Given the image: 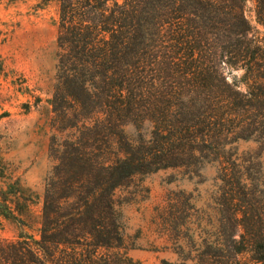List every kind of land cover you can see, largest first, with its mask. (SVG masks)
Here are the masks:
<instances>
[{
	"label": "trees",
	"instance_id": "obj_1",
	"mask_svg": "<svg viewBox=\"0 0 264 264\" xmlns=\"http://www.w3.org/2000/svg\"><path fill=\"white\" fill-rule=\"evenodd\" d=\"M57 1L48 103L57 129L70 133L52 144L38 238L4 240L0 264H119L107 253L122 246L114 191L204 152L220 159L228 223L208 264H264V188L221 161L229 137L259 133L264 147V44L247 0ZM254 4L264 31V0ZM29 203L18 182L0 186V218L24 225Z\"/></svg>",
	"mask_w": 264,
	"mask_h": 264
},
{
	"label": "rangeland",
	"instance_id": "obj_2",
	"mask_svg": "<svg viewBox=\"0 0 264 264\" xmlns=\"http://www.w3.org/2000/svg\"><path fill=\"white\" fill-rule=\"evenodd\" d=\"M245 14L264 44L254 0H247ZM58 21L57 0H0V186L6 190L18 182L30 199L24 225L0 218V246L21 233L38 238L46 179L55 165L52 144L70 133L57 129L48 103L57 79ZM223 75L231 80L241 72L223 70ZM126 132L137 137L132 126ZM147 132L145 125L141 133ZM261 136L229 137L234 143L223 149L221 161L232 174L243 173L264 188ZM201 156L185 166L135 175L114 191L122 246L107 253L115 262L217 260L210 248L223 244L228 234L227 213L220 205L226 187L218 156Z\"/></svg>",
	"mask_w": 264,
	"mask_h": 264
}]
</instances>
